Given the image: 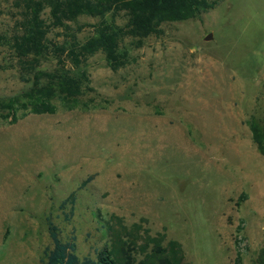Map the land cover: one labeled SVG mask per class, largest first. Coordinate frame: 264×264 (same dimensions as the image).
<instances>
[{"label": "rangeland", "instance_id": "374dc122", "mask_svg": "<svg viewBox=\"0 0 264 264\" xmlns=\"http://www.w3.org/2000/svg\"><path fill=\"white\" fill-rule=\"evenodd\" d=\"M33 1L0 0V97L51 67L33 70L9 46ZM41 18L58 44L87 38L99 20L57 24L48 5ZM160 27L122 40L123 67L101 51L85 60L91 108L0 124V264H44L48 215L63 239L75 233L80 257L94 255L112 213L127 225L145 218L152 234L166 227L191 264H236L241 235L243 264H264V154L250 128L253 117L264 124V0H220ZM75 190L66 221L59 204Z\"/></svg>", "mask_w": 264, "mask_h": 264}, {"label": "trees", "instance_id": "16d2710c", "mask_svg": "<svg viewBox=\"0 0 264 264\" xmlns=\"http://www.w3.org/2000/svg\"><path fill=\"white\" fill-rule=\"evenodd\" d=\"M220 0H38L28 5L21 25V34L12 37L10 48L21 59L23 65L35 69L42 60L49 61L48 70L37 69L32 86L19 94L0 97V124H14L27 114H54L60 109L91 108L82 98L89 86V76L82 64L101 51L113 69L126 65L130 60L127 50H121L124 38L143 39L159 35L164 22L184 21L201 16ZM45 5L57 24L76 19L79 15L98 17L92 33L84 39L73 36L70 42L53 43L46 37L47 30L41 18ZM123 19V22L118 20ZM2 37L0 36V41ZM49 56L51 57L48 60ZM55 62L54 66L52 64ZM95 107V105L93 106ZM96 108H101L97 105ZM250 128L259 151L264 154V124L251 118ZM94 178V174L83 180L82 188ZM77 200L76 190L60 204L59 209L66 221L74 214ZM142 218L131 225L121 216L110 214L101 223L106 238L102 247L94 248V255L80 257L77 237L72 233L63 239L58 224L51 215L46 217L52 245L45 248L44 264H191L186 260L180 241L169 238L167 228L152 234ZM246 237L236 240V264H243V253L247 249ZM260 261L264 262V248Z\"/></svg>", "mask_w": 264, "mask_h": 264}, {"label": "water", "instance_id": "95a60500", "mask_svg": "<svg viewBox=\"0 0 264 264\" xmlns=\"http://www.w3.org/2000/svg\"><path fill=\"white\" fill-rule=\"evenodd\" d=\"M212 37H213V35H212V34H209V35L206 36L205 39H206V40H209V39H211Z\"/></svg>", "mask_w": 264, "mask_h": 264}]
</instances>
